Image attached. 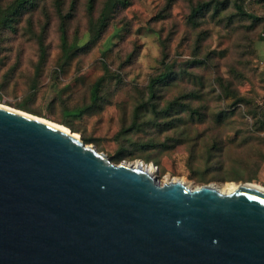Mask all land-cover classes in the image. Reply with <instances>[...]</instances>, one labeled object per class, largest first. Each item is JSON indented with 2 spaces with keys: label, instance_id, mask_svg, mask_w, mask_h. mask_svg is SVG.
Returning a JSON list of instances; mask_svg holds the SVG:
<instances>
[{
  "label": "rangeland",
  "instance_id": "1",
  "mask_svg": "<svg viewBox=\"0 0 264 264\" xmlns=\"http://www.w3.org/2000/svg\"><path fill=\"white\" fill-rule=\"evenodd\" d=\"M54 1L23 16L16 31L0 32L1 105L62 125L120 164L152 165L160 185L264 187V0H220L226 8L219 16L210 11L195 26L192 9L211 0H127L97 40L87 0H62V15H71L67 42L75 46L68 59ZM106 1L94 0L93 22ZM164 65L177 76L159 89V105L182 98L183 114L168 117L143 105L149 80Z\"/></svg>",
  "mask_w": 264,
  "mask_h": 264
},
{
  "label": "water",
  "instance_id": "2",
  "mask_svg": "<svg viewBox=\"0 0 264 264\" xmlns=\"http://www.w3.org/2000/svg\"><path fill=\"white\" fill-rule=\"evenodd\" d=\"M0 107V264H264V191L160 185Z\"/></svg>",
  "mask_w": 264,
  "mask_h": 264
},
{
  "label": "trees",
  "instance_id": "3",
  "mask_svg": "<svg viewBox=\"0 0 264 264\" xmlns=\"http://www.w3.org/2000/svg\"><path fill=\"white\" fill-rule=\"evenodd\" d=\"M46 0H11L10 2L5 3V0H0V32L5 29H10L16 31V24L21 20V18L25 15H33L37 9L42 8L40 7L41 3H44ZM88 4V14H89V32L91 34L92 39L97 40L100 35L104 32L106 27L108 26V21L111 18L114 10L117 7L127 5V0H108L105 2L103 6V10L101 11L98 19L93 22L92 21V9L94 6V0H87ZM62 0H55L54 1V8L56 13L62 20L60 25V37H61V50L63 53V57L68 59L70 58L72 52L75 50V46L68 45L67 38H66V31L64 26V21L70 18V14L62 15ZM226 8V3L220 0H211L206 3H198V5L192 9L190 20L192 25H197V19L203 18L206 13L212 12V17L219 16L220 9ZM234 9L243 14L241 7L238 5H234ZM264 30V28H263ZM38 46L41 50L45 49L42 38L37 39ZM194 66L201 67L203 62L201 61H193ZM177 72L173 70L172 66L164 65L163 71L158 75L152 77L149 80L147 85V95L148 98L143 105H145L146 109L154 112L155 114H164L165 116L170 117V114H183L185 110V104L181 102V99L174 98L170 102H168L165 106L160 107L159 105V89L161 87H168L170 86L171 82H174L176 79ZM221 84L222 91L229 93L234 98H238L237 94L231 89L230 84ZM99 84H95L92 88V95L94 98L98 93ZM264 95V89L262 91L261 97ZM189 97V96H188ZM260 97V98H261ZM192 98V95H190ZM260 112L263 114L262 110L258 107ZM138 111V110H137ZM186 111V110H185ZM81 111H75L74 114H80ZM190 114H195L194 110H190ZM200 114V113H197ZM222 114V113H220ZM264 115V114H263ZM73 133V131H71ZM83 141V140H82ZM86 145V141H83ZM111 162L113 164H120L119 157H112Z\"/></svg>",
  "mask_w": 264,
  "mask_h": 264
},
{
  "label": "bare ground",
  "instance_id": "4",
  "mask_svg": "<svg viewBox=\"0 0 264 264\" xmlns=\"http://www.w3.org/2000/svg\"><path fill=\"white\" fill-rule=\"evenodd\" d=\"M0 107H3V108H6V109H9L11 111H14V112H17V113H20V114H25L27 116H30L32 118H36L38 120H41L47 124H50L56 128H59L65 132H69V129H67L66 127L62 126V125H59V124H56L54 122H51V121H48L46 119H43V118H39V117H36V116H33V115H30V114H27V113H24L22 111H18V110H14V109H11L7 106H4V105H1L0 104ZM75 137L78 138V135H76L75 133L73 134ZM133 168H142L143 170L147 171L149 174H151L152 176L154 175L155 173V170H154V167L152 165H145L144 163H141L140 161H135L133 162L132 164H130ZM180 182L182 183L184 186H186L187 188H190L187 184H185V182L183 180H175L174 182ZM211 186V185H210ZM247 186L251 187V188H254V189H257V190H261V191H264V187L261 186V185H258L256 183H247ZM212 188L216 189L219 193L221 194H229L231 192H233L236 188H237V184H234V183H226L225 185H223L222 187L220 188H216L214 186H211Z\"/></svg>",
  "mask_w": 264,
  "mask_h": 264
},
{
  "label": "built area",
  "instance_id": "5",
  "mask_svg": "<svg viewBox=\"0 0 264 264\" xmlns=\"http://www.w3.org/2000/svg\"><path fill=\"white\" fill-rule=\"evenodd\" d=\"M262 37L264 38V33H262ZM258 107L262 110L264 114V95L260 98L258 102Z\"/></svg>",
  "mask_w": 264,
  "mask_h": 264
}]
</instances>
